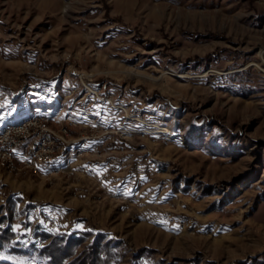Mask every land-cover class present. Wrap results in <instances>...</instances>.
<instances>
[{"label":"rangeland","instance_id":"obj_1","mask_svg":"<svg viewBox=\"0 0 264 264\" xmlns=\"http://www.w3.org/2000/svg\"><path fill=\"white\" fill-rule=\"evenodd\" d=\"M34 117L62 171L0 162V264H264V0H0V134Z\"/></svg>","mask_w":264,"mask_h":264},{"label":"built area","instance_id":"obj_2","mask_svg":"<svg viewBox=\"0 0 264 264\" xmlns=\"http://www.w3.org/2000/svg\"><path fill=\"white\" fill-rule=\"evenodd\" d=\"M52 123L53 122L47 120H33L30 124H35V135H26V125L20 128V130L7 132V138H0L5 146H9V153H6V159L14 160V170L28 169L40 175V170H36L33 167V158H35V154L44 153L45 158L50 159L58 158L62 155V147L67 143H64V136L51 127ZM72 126L75 125L72 124ZM58 137L62 140L58 141ZM14 145H21L24 147V150H28L31 154V162H19L16 160L13 154ZM6 159H4V162ZM61 171L62 170L56 171V174Z\"/></svg>","mask_w":264,"mask_h":264},{"label":"trees","instance_id":"obj_3","mask_svg":"<svg viewBox=\"0 0 264 264\" xmlns=\"http://www.w3.org/2000/svg\"><path fill=\"white\" fill-rule=\"evenodd\" d=\"M13 240V232L9 229L0 232V250ZM58 241H52L51 244L40 250L42 255L49 257V264H113L114 256L117 252L111 243L103 242V239H96L90 245V248L78 256L75 260L69 261L74 255L72 250L79 243L84 242L85 238H77L73 235L63 236ZM135 264V263H134ZM138 264V262L136 263Z\"/></svg>","mask_w":264,"mask_h":264},{"label":"bare ground","instance_id":"obj_4","mask_svg":"<svg viewBox=\"0 0 264 264\" xmlns=\"http://www.w3.org/2000/svg\"><path fill=\"white\" fill-rule=\"evenodd\" d=\"M33 120H47V121H49V119L45 118V117L31 118V119L26 120V121H24L18 125L15 124L13 126L8 127L3 133L0 134V138H7V132H11L13 130H20V128H23L26 125H27L26 126V135H35L36 134L35 124H30L31 122H33ZM23 149H24V147L21 145H14L13 146V154H14L16 160H19V162H31V154L28 150H26L24 157H22L21 159L18 158L17 152L20 150H23ZM6 153H9V146H5V144L2 143L0 140V162L3 164V166L7 167L8 169L14 170V160L13 159H6ZM4 159H6L5 162H4ZM54 159L45 158L44 153H37V154H35V158H33V167L36 170H40V175L43 177H48L50 175H54V173H56V172H50V173L46 172V170L54 162Z\"/></svg>","mask_w":264,"mask_h":264}]
</instances>
